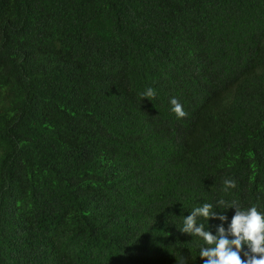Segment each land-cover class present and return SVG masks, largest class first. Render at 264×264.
<instances>
[{"label": "trees", "instance_id": "16d2710c", "mask_svg": "<svg viewBox=\"0 0 264 264\" xmlns=\"http://www.w3.org/2000/svg\"><path fill=\"white\" fill-rule=\"evenodd\" d=\"M204 203L264 213V0H0V264H204Z\"/></svg>", "mask_w": 264, "mask_h": 264}, {"label": "clouds", "instance_id": "9594fccd", "mask_svg": "<svg viewBox=\"0 0 264 264\" xmlns=\"http://www.w3.org/2000/svg\"><path fill=\"white\" fill-rule=\"evenodd\" d=\"M141 95L142 98L148 99L154 97L155 92L149 88ZM170 104L171 111L176 114L177 118H184L187 115L176 98H172ZM223 184L224 191L236 187L232 179H225ZM218 204L223 205L225 201L219 200ZM212 207L211 204L204 203L194 208L189 215L184 217L183 227L180 229L183 233L201 237L210 245L200 250V257L204 264H264V213L258 211L255 206L241 209L233 204L230 208L235 209V214L228 228L225 229L223 222L227 221V217L212 212ZM198 217L220 220L222 223L217 226L216 234L206 231L202 224L198 225Z\"/></svg>", "mask_w": 264, "mask_h": 264}]
</instances>
